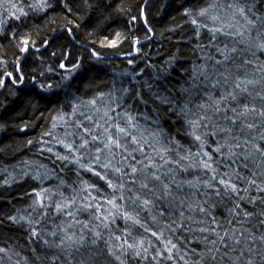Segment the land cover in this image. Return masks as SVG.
I'll use <instances>...</instances> for the list:
<instances>
[{"label": "snow or ice", "instance_id": "snow-or-ice-1", "mask_svg": "<svg viewBox=\"0 0 264 264\" xmlns=\"http://www.w3.org/2000/svg\"><path fill=\"white\" fill-rule=\"evenodd\" d=\"M153 8L185 20L166 31H191L190 69L149 62ZM109 52L129 86L95 83ZM0 97L56 106L26 141L49 164L4 180L35 185L0 216L25 241L0 264H264V0H0Z\"/></svg>", "mask_w": 264, "mask_h": 264}, {"label": "trees", "instance_id": "trees-1", "mask_svg": "<svg viewBox=\"0 0 264 264\" xmlns=\"http://www.w3.org/2000/svg\"><path fill=\"white\" fill-rule=\"evenodd\" d=\"M28 2V0H26ZM155 3V0H153ZM181 0H177V3ZM150 22L156 32L152 41H144L145 47L144 52L149 53V62L157 65V68H162L165 60L168 59L169 55H175L179 58L177 68L179 69H190L191 62L196 61L197 53H193L191 47L187 43H178L181 39V35L187 33L192 35L191 31L185 25L184 29L180 30L178 34H169L166 29L174 27L179 24H185L179 13L169 11L166 14H157V9H152V15ZM19 21H14V24H19ZM29 25H44L45 20L40 16H31L27 19ZM163 33V35H161ZM123 50H128L126 47ZM7 57L12 58V50L10 46H6ZM144 61H141L143 66ZM104 71L96 74L95 83L102 86V90L107 91L108 88L112 87V82L115 81L117 86H129V78L127 76L120 75L131 68L127 65L126 59L123 56L111 55L109 52V60L103 66ZM156 69L146 68V73H151ZM3 99V97H0ZM41 110L44 109L45 105L40 102L37 105ZM56 106L48 107L47 111H44L43 120L40 119L32 120V110L27 109V106H17L14 110L8 113L0 112V116L3 119L9 121L8 126L0 131V149L5 151L0 152V216H7L16 214V210L25 211L30 203L28 197H24L23 193L28 192L35 185V182L28 180L26 183H10L9 185L4 184L5 179H10L11 176L19 178L21 170H33L37 162L49 164L47 159L48 153H44L42 156L39 152V148L42 145L34 144L27 146L26 141L28 139L37 140L41 133L50 127V116L55 112ZM27 110V118L24 121L18 119V116L23 115ZM2 122V121H0ZM35 124V127H29L26 131H19L17 125L22 123ZM45 139H48L45 137ZM10 149V150H9ZM24 161H28L30 167L26 168ZM71 180L75 179V176L68 173ZM87 178V177H86ZM19 244L25 243L23 238V232L13 228L11 231L7 227L0 228V245L5 244Z\"/></svg>", "mask_w": 264, "mask_h": 264}]
</instances>
